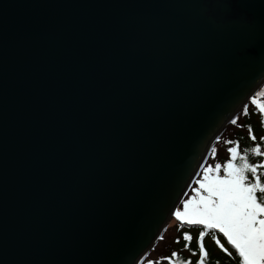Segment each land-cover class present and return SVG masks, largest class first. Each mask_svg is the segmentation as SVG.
<instances>
[{
	"label": "water",
	"instance_id": "obj_1",
	"mask_svg": "<svg viewBox=\"0 0 264 264\" xmlns=\"http://www.w3.org/2000/svg\"><path fill=\"white\" fill-rule=\"evenodd\" d=\"M264 82V0H0V264H138Z\"/></svg>",
	"mask_w": 264,
	"mask_h": 264
},
{
	"label": "snow or ice",
	"instance_id": "obj_2",
	"mask_svg": "<svg viewBox=\"0 0 264 264\" xmlns=\"http://www.w3.org/2000/svg\"><path fill=\"white\" fill-rule=\"evenodd\" d=\"M251 104L255 105L261 115V124L264 125V102L258 103L253 97ZM243 114L248 115V105L244 106ZM238 118L231 123L235 125ZM251 135V129H249ZM253 141L256 140L251 135ZM264 142V136L260 137ZM225 144H233L226 140ZM216 149H212L215 156ZM229 159L223 164L206 165L202 178L194 188L196 195L185 199L182 209L174 213L175 219L181 225L201 226L197 238V249H190L193 237L183 233L184 248L198 254L196 264H205L209 252L205 248L204 239L211 236L215 243L224 252L228 249L218 238L222 235L238 255L240 264H264V159L257 163L249 162V154L264 158V150L257 143L250 150H240L239 144L227 149ZM162 238V237H161ZM231 256V253H228ZM169 264H192L191 259H183L178 252H172L165 257ZM149 264H153L149 261Z\"/></svg>",
	"mask_w": 264,
	"mask_h": 264
},
{
	"label": "trees",
	"instance_id": "obj_3",
	"mask_svg": "<svg viewBox=\"0 0 264 264\" xmlns=\"http://www.w3.org/2000/svg\"><path fill=\"white\" fill-rule=\"evenodd\" d=\"M263 86L264 83L259 88L261 89ZM259 91H255L254 94H252L245 102V104L241 107L239 112L231 119L232 121L233 119L238 118V122L235 125H233L230 121L229 124L225 127V128L228 127L231 128L229 130V133H226L224 129L221 132L220 136H218L215 139L214 143L210 148L209 154L204 160L195 178L192 180L188 190L186 191L181 201L179 202L177 209L178 208L182 209V202L189 197V194L193 191L194 188L199 187L196 181L202 178L200 177L201 171L204 169V166H206L209 163V159L213 155L212 149L215 148V146L213 145L217 144L218 141L223 139L224 141L230 140L234 142L233 144L224 143V150L218 153L217 159L218 162L221 164L226 162L230 157V154L228 153L227 149L229 147L234 146L236 143L239 144V148L241 151H243L245 148L250 150L257 143H260L262 150H264V142L260 140V137L264 136V125L261 124L262 118L258 109L256 108L255 105L251 104V99L253 97L257 100L258 103L264 102V92L258 93ZM245 105H248V113H249L248 115L243 114V109ZM249 129H251V135H254L256 137L255 141L251 139V135L249 134ZM261 159L264 158L256 157L251 153L249 154L250 163H257ZM261 171H264V169H261ZM173 221H174L173 225L175 229L174 235L169 241L161 245L160 247L161 249H159V251L161 250L163 251V253H160L159 255V258H161V260H156L153 262V264H169V261L163 258L170 257L171 253L174 251L178 252L183 259H191L192 264H196V261L199 258L198 254L193 255L191 251L184 248L185 241L183 239V233L188 232L193 237L192 241L190 242V249L198 252L197 238L199 236V232L202 230L201 226L181 225L180 222H178L175 219V217H173ZM163 229L161 230L157 240L163 239V233H164ZM218 238L220 239L221 243L224 244L225 248L228 249V253H231L232 255L229 256L228 253L220 249V247L215 243V241L211 238V236H206L204 239V244L206 250L209 252V258L208 260L205 261V264H240L238 255L236 254L235 250L230 245H228L226 239L222 235H220Z\"/></svg>",
	"mask_w": 264,
	"mask_h": 264
},
{
	"label": "rangeland",
	"instance_id": "obj_4",
	"mask_svg": "<svg viewBox=\"0 0 264 264\" xmlns=\"http://www.w3.org/2000/svg\"><path fill=\"white\" fill-rule=\"evenodd\" d=\"M264 83V82H263ZM262 83V84H263ZM261 84V85H262ZM260 85V86H261ZM259 86V87H260ZM257 88L255 91H259L258 93H263L264 92V86L260 89V88ZM254 91V92H255ZM254 94V93H253ZM225 129V130H224ZM223 130L226 132V133H229V130L231 129L230 127L228 128H224ZM221 134V133H220ZM219 134V136H220ZM214 143V142H213ZM213 146H215V149L217 150L216 151V154L215 156L212 155L211 158L209 159V163L207 165H215V163L218 162V159H217V155L219 152L223 151L224 150V140L221 139L220 141H218L217 144H214ZM210 152V150H209ZM208 152V154H209ZM203 176V170L201 171V176ZM195 178V177H194ZM193 178V179H194ZM196 195V193L194 191H192L190 194H189V197H192ZM187 198V199H188ZM183 204V202H182ZM174 221H173V217L171 219H169L166 224L164 225V233H163V239L161 240H156L155 243L150 247V249L144 254V256L140 259V261L138 262V264H149V261H156V260H161V258H159V255L160 253H163V251H159V249H161V245L166 243L167 241H169L173 235H174V232H175V229H174Z\"/></svg>",
	"mask_w": 264,
	"mask_h": 264
}]
</instances>
